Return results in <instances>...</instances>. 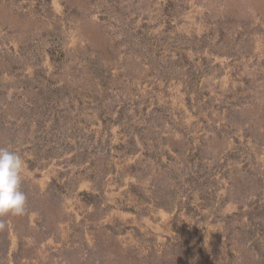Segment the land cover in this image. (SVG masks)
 Masks as SVG:
<instances>
[{
    "label": "rangeland",
    "instance_id": "374dc122",
    "mask_svg": "<svg viewBox=\"0 0 264 264\" xmlns=\"http://www.w3.org/2000/svg\"><path fill=\"white\" fill-rule=\"evenodd\" d=\"M0 148V264H264V0H0Z\"/></svg>",
    "mask_w": 264,
    "mask_h": 264
},
{
    "label": "clouds",
    "instance_id": "9594fccd",
    "mask_svg": "<svg viewBox=\"0 0 264 264\" xmlns=\"http://www.w3.org/2000/svg\"><path fill=\"white\" fill-rule=\"evenodd\" d=\"M24 161L15 151L0 148V217L25 213L26 196L20 190ZM6 224L0 220V229Z\"/></svg>",
    "mask_w": 264,
    "mask_h": 264
}]
</instances>
